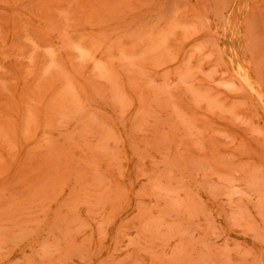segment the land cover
I'll use <instances>...</instances> for the list:
<instances>
[{"label":"rangeland","instance_id":"rangeland-1","mask_svg":"<svg viewBox=\"0 0 264 264\" xmlns=\"http://www.w3.org/2000/svg\"><path fill=\"white\" fill-rule=\"evenodd\" d=\"M0 264H264V0H0Z\"/></svg>","mask_w":264,"mask_h":264}]
</instances>
